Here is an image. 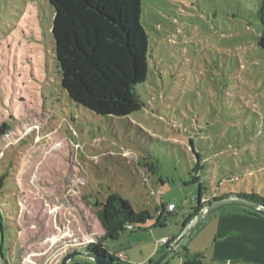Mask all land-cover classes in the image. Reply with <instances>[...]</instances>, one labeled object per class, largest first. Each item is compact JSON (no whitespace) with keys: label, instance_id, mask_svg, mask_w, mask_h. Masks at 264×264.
<instances>
[{"label":"rangeland","instance_id":"374dc122","mask_svg":"<svg viewBox=\"0 0 264 264\" xmlns=\"http://www.w3.org/2000/svg\"><path fill=\"white\" fill-rule=\"evenodd\" d=\"M262 3L142 0L150 68L136 91L146 105L118 117L74 104L62 87L48 0H0V124L12 127L0 139V176L8 179L0 193V264H60L100 240L80 190L104 199L117 192L152 213L141 229L106 240L112 255L133 259L163 237L172 242L200 196L264 197ZM194 168H202L198 183ZM171 203L176 212L162 217ZM244 209L212 214L162 264H183L185 248L211 264L217 214ZM166 250L162 243L158 254ZM78 262L94 264L82 256L69 264Z\"/></svg>","mask_w":264,"mask_h":264},{"label":"trees","instance_id":"16d2710c","mask_svg":"<svg viewBox=\"0 0 264 264\" xmlns=\"http://www.w3.org/2000/svg\"><path fill=\"white\" fill-rule=\"evenodd\" d=\"M48 1L54 10L52 35L57 67L61 74L62 87L67 91L70 100L102 116L124 117L141 110L146 103L136 87L147 81L150 68L149 36L141 22L142 0ZM259 18L262 24L259 46L264 49V0ZM11 131L9 123H1L0 139ZM217 155L215 153L213 156ZM197 157L202 160L200 153ZM207 160L208 158L203 159L204 162ZM201 169H193L196 173L191 174L193 183L199 182ZM7 180L6 175L0 176V193L7 185ZM200 189H203L201 184ZM80 192L83 209H94L103 231L100 240L83 250L110 256L116 263L121 264L118 257L109 253L106 240L118 239L125 230H129L128 225L134 227L129 230L131 232L136 229L135 225H139L141 229L140 225L152 219V213L149 210L137 211L129 200L117 192H111L106 199L100 195L88 197L84 191ZM229 199L249 200L264 207V197L257 193L225 192L206 198L205 202H202L200 196L187 221L183 223V228L204 207ZM165 209L163 207L162 217ZM244 210L264 218L254 210ZM158 226L164 227L165 224L159 223ZM174 240L167 244V248ZM185 250L183 264L204 263L203 254L193 255L188 248Z\"/></svg>","mask_w":264,"mask_h":264},{"label":"crops","instance_id":"0c3cea01","mask_svg":"<svg viewBox=\"0 0 264 264\" xmlns=\"http://www.w3.org/2000/svg\"><path fill=\"white\" fill-rule=\"evenodd\" d=\"M191 212L187 213L184 222L187 221ZM162 243L159 242L145 258L133 259L131 255L124 254L125 262L127 264H150L158 254ZM163 245L167 246L164 243ZM106 247L111 254L107 244ZM162 253L160 252L158 256ZM211 261V264H264V218L251 215L245 210H229L217 214L216 240ZM75 264L93 263L78 262Z\"/></svg>","mask_w":264,"mask_h":264},{"label":"water","instance_id":"95a60500","mask_svg":"<svg viewBox=\"0 0 264 264\" xmlns=\"http://www.w3.org/2000/svg\"><path fill=\"white\" fill-rule=\"evenodd\" d=\"M243 206L245 208L256 211L264 216V207L244 199H229L224 201L213 202L212 204L204 207L184 228L181 233L176 237L174 242L167 248V250L160 255V257L150 264H162L163 261L168 258L182 243L183 241L193 234L197 228L212 214L229 206ZM76 256H82L91 259L94 264H118L110 256H101L99 254L90 251L73 250L69 251L61 260L60 264H69L75 259Z\"/></svg>","mask_w":264,"mask_h":264},{"label":"built area","instance_id":"2783aa9c","mask_svg":"<svg viewBox=\"0 0 264 264\" xmlns=\"http://www.w3.org/2000/svg\"><path fill=\"white\" fill-rule=\"evenodd\" d=\"M166 211H167L168 213H171V214L175 213V212H176V205H175L174 203L169 204V205L167 206V208H166ZM127 227H128L129 230H133V229H134V227H133L132 225H128ZM162 242H163L164 244H170L171 241H170L169 238H164V239L162 240ZM118 258H119L120 261L123 260V261L125 262L126 256L122 254V256H120V257H118Z\"/></svg>","mask_w":264,"mask_h":264}]
</instances>
